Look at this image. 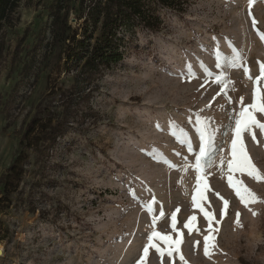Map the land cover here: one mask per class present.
<instances>
[{
    "label": "rangeland",
    "instance_id": "rangeland-1",
    "mask_svg": "<svg viewBox=\"0 0 264 264\" xmlns=\"http://www.w3.org/2000/svg\"><path fill=\"white\" fill-rule=\"evenodd\" d=\"M51 1H22L18 23L6 31L0 178L38 107L66 112L70 123L46 162L27 151L21 181L8 187L11 204L0 202V264H264L259 127L243 131L240 143L261 179L238 165L229 171L238 114L247 109L264 124V0H187L184 14H166L159 32L123 34V60L85 77L89 84L76 95L69 88L78 71L66 73L59 48L49 53L46 47ZM79 15V2H72L68 24L74 30ZM198 128L209 136L215 130L199 171ZM3 188L0 182V199ZM245 189L255 202H241L237 192ZM153 232L158 235L150 242Z\"/></svg>",
    "mask_w": 264,
    "mask_h": 264
},
{
    "label": "trees",
    "instance_id": "trees-1",
    "mask_svg": "<svg viewBox=\"0 0 264 264\" xmlns=\"http://www.w3.org/2000/svg\"><path fill=\"white\" fill-rule=\"evenodd\" d=\"M33 0H0V65L7 56L6 31L19 21V5ZM41 1V0H40ZM79 2L81 20L79 30L68 24L70 4ZM187 0H52L48 8L50 37L46 43L48 52L59 48L58 56L63 59L66 73L78 71L71 94L81 92L87 84V76L110 70L123 60V34L147 32L155 34L164 24L168 13L182 15L186 11ZM22 36L16 43L10 60L9 73L19 60ZM34 49V53H35ZM33 60L22 65V73H28ZM66 113V112H65ZM36 109V114L26 124L19 141V150L0 178L3 184V198L11 204L8 187L22 179L24 167L29 164L27 151L37 157L35 162L47 161L48 154L63 138L69 127L66 114ZM15 185V186H16Z\"/></svg>",
    "mask_w": 264,
    "mask_h": 264
},
{
    "label": "snow or ice",
    "instance_id": "snow-or-ice-1",
    "mask_svg": "<svg viewBox=\"0 0 264 264\" xmlns=\"http://www.w3.org/2000/svg\"><path fill=\"white\" fill-rule=\"evenodd\" d=\"M251 3V0H250ZM255 24V21H254ZM261 39L264 40V35L261 36ZM203 47V46H201ZM232 64H234V61L230 62V66H232ZM187 68H189V76L192 78L194 77V74L191 73L190 71V66H186ZM219 67V65H218ZM261 75L264 76V65H261ZM246 72V76H247V69H245ZM205 75L206 77L211 75L210 73H208L205 70ZM248 79H251L250 76H247ZM217 81H220V78L217 77ZM223 91V89H222ZM252 108H258L259 104H258V96L257 93L254 90L253 93V104L251 105ZM260 111L264 112V108H260ZM199 123V121H198ZM252 125H255L256 127H259L262 131V133H264V124H258L254 119H252L250 114H247V109H245L244 111L240 112L238 114V118L235 120V129H234V138L232 141V155H233V160L229 163V171L231 172L233 165H238L239 167L242 168H247L249 169L248 174L250 176H254V178H256L257 180H260L261 177L259 176V174L257 173V170L255 168L252 167L248 157L246 154L243 153V145L240 143V137H241V133L243 131H250ZM157 127H159V125H157ZM214 132L215 130H213V133L211 134V136H209V134L207 133L206 129H197V133L200 139V147H199V154L196 155V169L197 171H199V169L202 167V160L208 155V152L210 150L209 145H208V140L214 139ZM188 150L190 152H193L194 150L191 147V141H188ZM238 153L242 154V159H238ZM197 183H199V177L197 179ZM229 183H232L231 177H229ZM237 195L240 196L241 202L242 203H247V202H255V197L254 195L249 192L247 189L244 190V195H241L239 193V191L237 192ZM227 204V202H225V205ZM193 205H196V196H193ZM200 212L203 213V215L205 216L206 219L211 220V217L209 216V213L205 212V210L201 207L200 208ZM255 215V213H253ZM221 215L223 216L224 213L222 212ZM239 215V214H237ZM192 220L195 219V217L190 218ZM173 228H175V215H173ZM185 227H188V225L186 224ZM191 231V229H190ZM158 235L157 233L153 232L151 236H149V241L151 242L152 236H156ZM162 240H164L165 242H168L169 238L168 237H161ZM205 240V255H209V242H210V237L209 236H205L204 237ZM181 243V240L178 238L175 241V244L178 246ZM157 252H160V249L157 248L156 249ZM178 250V249H177ZM145 253H147L148 248L147 246L144 249ZM169 256L172 255V252L169 251ZM162 255V253H161ZM181 260H183V257H180Z\"/></svg>",
    "mask_w": 264,
    "mask_h": 264
},
{
    "label": "water",
    "instance_id": "water-1",
    "mask_svg": "<svg viewBox=\"0 0 264 264\" xmlns=\"http://www.w3.org/2000/svg\"><path fill=\"white\" fill-rule=\"evenodd\" d=\"M1 252H2V251L0 250V255H1Z\"/></svg>",
    "mask_w": 264,
    "mask_h": 264
}]
</instances>
